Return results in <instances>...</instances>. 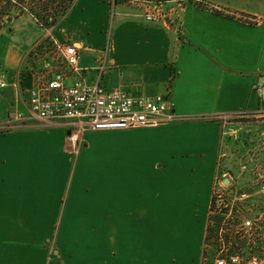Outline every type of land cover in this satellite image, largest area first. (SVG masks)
Here are the masks:
<instances>
[{
	"label": "crops",
	"instance_id": "0c3cea01",
	"mask_svg": "<svg viewBox=\"0 0 264 264\" xmlns=\"http://www.w3.org/2000/svg\"><path fill=\"white\" fill-rule=\"evenodd\" d=\"M138 8L74 0L50 28L28 12L1 23L0 264H200L236 127L222 117L264 111V0L185 2L172 21ZM48 35L78 53L67 83H91L105 56V86L166 94L174 118L87 131L73 153L68 119L28 112ZM14 111L24 119L7 127Z\"/></svg>",
	"mask_w": 264,
	"mask_h": 264
},
{
	"label": "built area",
	"instance_id": "2783aa9c",
	"mask_svg": "<svg viewBox=\"0 0 264 264\" xmlns=\"http://www.w3.org/2000/svg\"><path fill=\"white\" fill-rule=\"evenodd\" d=\"M146 19L154 20L150 14ZM53 42L57 44L58 57L53 60L43 55V73L28 91L27 107L30 115L40 120L68 119V140L73 151L80 147L87 131L157 126L174 118L166 94L133 95L105 86L102 82L105 56L99 59L98 72L91 83L81 78L67 83L62 66L77 70L78 53L72 44H60L54 39ZM8 85L6 73L0 71V89ZM259 91L264 97V86ZM23 119L22 112L14 111L6 126ZM217 198L220 200L219 195ZM217 208L219 211L215 214L222 215L220 220L229 217L228 211L222 210L220 205ZM238 219L237 224L232 223L230 227L224 225L225 221L211 222L215 230L205 244L207 253L202 257V264H264V214L251 218L240 213Z\"/></svg>",
	"mask_w": 264,
	"mask_h": 264
},
{
	"label": "rangeland",
	"instance_id": "374dc122",
	"mask_svg": "<svg viewBox=\"0 0 264 264\" xmlns=\"http://www.w3.org/2000/svg\"><path fill=\"white\" fill-rule=\"evenodd\" d=\"M151 1L133 0V3H125V5L139 7L138 9L145 18L146 15L150 14L154 20L162 17L163 19L167 18V20L172 21V19L176 20L175 12L182 8L179 3L183 5L187 2L186 0ZM47 2L50 6L48 11L51 12L53 10L52 3L47 0H23L20 7L12 6L7 16H15L16 13L23 11L37 14L39 18L43 17L46 11L41 9L43 7L42 3ZM158 2L161 3L160 6L154 4ZM21 7L24 8L22 9ZM110 16L113 18L114 15L111 14ZM61 17L59 16L58 19L61 20L63 18ZM3 21L4 19H0V25ZM53 26L49 25L44 27L50 28ZM42 44L46 47L45 53L40 52V61L42 64V54H45V57L52 58L53 60L54 57H58L57 44L53 42L50 35L44 38ZM222 119L226 122L235 123L234 125L236 127L229 134L223 135L221 141L217 164V178L213 189V212L211 214V220L213 223H218L215 221V213L219 211L217 206L220 205L222 210L226 209L228 211L227 215H229L228 218L226 217L220 222L225 221L224 225L230 227L232 223L237 224L238 220H235V218L240 216V213L244 214L242 211H245L247 216L251 215V218L261 213L264 214V111L231 114L222 117ZM79 150L80 147L76 152L73 150L72 152L77 154ZM225 179L228 180V183H225ZM217 195H219L220 200H217ZM202 257L201 255L200 264H202Z\"/></svg>",
	"mask_w": 264,
	"mask_h": 264
},
{
	"label": "trees",
	"instance_id": "16d2710c",
	"mask_svg": "<svg viewBox=\"0 0 264 264\" xmlns=\"http://www.w3.org/2000/svg\"><path fill=\"white\" fill-rule=\"evenodd\" d=\"M45 1V0H44ZM49 2H51V6L53 7V10L51 12H49V3H42L43 7H41V9H43L44 11H46V14L43 17H38L37 14L32 13V15L36 18V20L42 25V26H49V25H55L56 22H59L60 19L59 16L64 17L65 14L67 13V11L69 10V8L71 7L72 3L74 0H47ZM141 1H145V2H152L151 0H141ZM180 1V0H177ZM182 1V0H181ZM187 2H194V3H198L199 2H203V0H186ZM4 2L3 4H0V19H4L5 16H7L9 14V10L12 6H16V7H20L23 0H0V3ZM125 3H133V0H109V5L111 7V9L119 4H125ZM160 2L156 3L159 4ZM209 4V3H208ZM22 9L24 7H21ZM48 11V12H47ZM23 11H20L17 14H21ZM61 17V18H62ZM241 17H247L245 16V14H241ZM44 18V20H43ZM167 19V18H166ZM200 120V119H199ZM210 120H218V118H212ZM212 209H213V201H212V206H211V213L209 215V222H208V227H207V234L205 237V241H204V248L202 251V256L204 254H206V250H205V244L207 243L208 240V235L209 233L213 234L214 230L211 226V214H212ZM226 210V209H225ZM245 214V211H242ZM215 221L216 222H220L222 215L220 214H215ZM240 219V218H239ZM238 217L235 218V220H239ZM235 224V223H234Z\"/></svg>",
	"mask_w": 264,
	"mask_h": 264
},
{
	"label": "water",
	"instance_id": "95a60500",
	"mask_svg": "<svg viewBox=\"0 0 264 264\" xmlns=\"http://www.w3.org/2000/svg\"><path fill=\"white\" fill-rule=\"evenodd\" d=\"M224 181H225V183H228V180L227 179H225Z\"/></svg>",
	"mask_w": 264,
	"mask_h": 264
}]
</instances>
